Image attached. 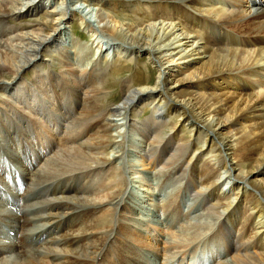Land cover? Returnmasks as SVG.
<instances>
[{"label": "bare ground", "instance_id": "obj_1", "mask_svg": "<svg viewBox=\"0 0 264 264\" xmlns=\"http://www.w3.org/2000/svg\"><path fill=\"white\" fill-rule=\"evenodd\" d=\"M48 1L0 0V264H150L142 257L149 250L139 253L130 239H156L149 226L158 222L143 233L122 227L112 242L116 223L143 224L148 213L140 216L141 202L123 205V189L138 182L126 175L129 132L142 137L140 158L174 171L220 218L210 238L225 254L214 259L211 248L206 263L225 256L223 264H264V0H85L96 5V23L85 15L82 24L102 40L84 60L71 56L80 41L68 32L77 16L69 1ZM141 58L156 68L154 84L126 76L120 101L111 99L109 75ZM230 84V96L246 103L225 96ZM32 158L40 159L30 171ZM51 180L80 186L76 205L97 211L90 222L76 223L72 210L68 223L50 224L38 200L28 204L27 193ZM26 207L37 208L33 216ZM170 213L180 216L181 206ZM187 214L177 221L187 242L212 229L190 222L192 231ZM179 242L155 244L168 251ZM52 247L53 259L37 252Z\"/></svg>", "mask_w": 264, "mask_h": 264}, {"label": "rangeland", "instance_id": "obj_2", "mask_svg": "<svg viewBox=\"0 0 264 264\" xmlns=\"http://www.w3.org/2000/svg\"><path fill=\"white\" fill-rule=\"evenodd\" d=\"M68 1H69V6L67 7L68 14L69 13L72 14L73 12H75L74 15H77L69 24L71 26H68V32H70L73 36H75V39L72 37L74 40H79L82 43L81 44L79 42L76 51L73 52L71 56H74L75 59L77 60H81L83 58L85 59V57L87 56V52H90V54L94 53L97 55L98 50H96L95 45L100 40H102L101 39L102 37L96 35L90 37L88 35L89 33L87 32V30L84 28V24H82L83 16L85 17V15H86V19L87 20L89 19L91 21V24L96 23L95 22L96 5L93 4V2L92 4H90L88 1L85 0H68ZM55 2H56L55 0H49L48 2H46V4L51 6L52 4H55ZM75 2H76L75 8H78L76 9L78 12L74 9ZM117 8L120 10V6H117ZM83 9L85 11H83ZM119 12L122 11L120 10ZM122 14L128 17L130 15H131L130 17H132L133 15L131 10L129 11L123 10ZM31 18H26V19H31ZM84 43L87 44L88 46H91V50H93L94 52L91 51L90 49H89L90 51H88ZM140 62L141 64L139 63L137 66H135L134 64H130V66L133 69L129 68L128 70H125L123 69V66H121V67H116L115 70L112 71V73L108 77V82H107L108 84L107 88L110 93L109 96L111 97V99H113L114 101L116 100V102L120 101L122 95L121 93L122 81L126 76L136 77L137 80L140 81V83H145L149 85L154 84L156 80V75L158 74L156 68H153V66L149 62H147L146 58H141ZM119 71L123 73L120 74ZM136 71L138 72L137 74ZM5 76L6 78L9 79L8 74H5ZM34 76L35 73L31 69H25L23 72V77L28 81H32ZM263 78L264 77H262L261 81H263ZM234 89H235L234 86L230 84L229 88L223 87L221 91L225 94V96L234 98L233 100L234 102L238 99L240 103L243 104L246 103L248 101L247 98L230 96L232 95ZM149 110L150 109L147 110L145 109L146 114H149L148 112ZM146 114H142V115H146ZM121 131L124 132L125 129H121ZM119 141H121V138H118V140H116L115 143L117 145L119 144L122 145V143ZM123 141L125 142L124 144L127 148L126 154L128 155L125 159L126 167H127L126 175L128 177H132L133 178L132 181L133 180L138 181V182L129 183L127 187L123 189L122 192L126 191V195L124 197L126 199V202H124L123 205L125 207L127 206L128 203V205L136 206L138 202H141L143 204V207H145V210H142V214L140 216L142 217L143 214H146V209L148 210V213L146 214L145 218H143V222H142L143 224H139V225L134 224L133 223V221H135L134 218L132 222L116 223L114 226V234H113L114 239L112 240V242L113 241L118 242L117 239L118 235L116 234V230H120L122 227H126V228L130 227L135 231L143 233L145 231L146 226L150 224L151 220H153L155 224L158 222L157 224L158 226L150 225L149 226L150 232L151 234L157 235L156 239L161 240L163 245H164V241H167L168 244L172 241L173 243L180 241L179 242L180 245L184 241L183 243H186L185 244L186 246L184 244H182L183 246H179V247L172 246L171 248H169L168 251H165L163 250L162 245L161 246L159 245L158 247L155 244L156 239L150 236L149 238L148 235H145L144 233L142 234L143 238H140L136 241H132L129 238L130 242L133 244L134 250L138 251L139 253L140 252L144 253L147 250H149V252L144 253V256L142 257L143 259L146 258V260H148L150 264H152V262L154 264L155 262L156 264H180L179 261L181 259H183L181 264H207L212 260L211 248L218 249L216 250L218 252H215V254L216 253L219 254L214 256V259H218L219 255L225 254L226 248L224 247V245L220 244L218 240H214L217 237H215L214 239L210 238L213 230H215V228L217 227L216 225L218 224L220 218L217 216L214 217L210 216V211L205 209L202 203V202H206L205 197H201L195 194H190L191 192H189L188 188H186L185 186L184 183L185 181L182 180L180 176H176V173L174 171L163 174L164 172L162 170L158 171L160 170V168L157 167V169H153L148 165L149 163L147 162L146 159L140 158L136 153L139 150L142 137H139L137 134H134L133 132H129L127 133ZM115 143H113V146L110 145V149L112 147H117L115 146L116 145ZM35 147H37V145ZM39 159L40 158H35V159L32 158L33 165L30 166L31 168L30 171L34 169V166ZM136 169H138L137 172ZM48 185H50V192H51L49 196L50 199L46 197V189ZM143 187L146 188L145 191L142 189ZM62 189H64L65 191L64 193L61 191ZM78 189H80V186L77 183H70L69 188L67 187L63 188V186L59 184L55 185V180L43 182L41 184H38L35 188H33L31 191L27 193L28 204H31L32 202L38 200L40 204L37 206V208L41 209L42 212L47 210L46 221L49 222L50 224L57 222L59 219H63L64 222L68 223V221L71 220V217L67 216V212H71L72 210H73L72 214L76 218L75 220L76 223L77 222L80 224L87 223L90 222L92 215L94 213H97V211H92L91 209H88L83 205H76L75 197L73 195L77 192ZM66 190H69V193ZM192 193L195 192L193 191ZM150 194L152 196H150ZM66 196H68V199H62V198H66ZM142 196H145V198H141ZM58 197H60L61 199H59ZM173 205L181 206L180 216L177 217V215L175 214L172 215L170 213V210ZM26 208H28L27 210L28 216H33L32 214L37 209L31 207H26ZM141 208L142 207L137 209V211L134 213L135 216L139 214ZM53 210L58 211L61 215V218H55L49 220L50 219L49 213H51ZM183 213L185 214L188 213L187 214L188 218H186L185 222L187 223L188 221L189 225L190 222H192L191 223L192 225H194V222H201V223L207 222L210 223L211 225L213 224L214 225L211 227L212 228L211 230L207 229L204 232L205 233L204 235L200 236L195 240L189 239V242H187L186 236L183 234V230L180 228V226H178L179 224H177V221L183 218L182 217ZM199 213L201 215L203 214L204 215L201 216ZM42 224H46V223L42 222L40 225H38L37 230L35 231L28 230V232L37 233L39 230L45 227L42 226ZM190 227L192 226L190 225ZM191 229L193 231L194 227H192ZM67 231H71V230H67ZM47 240H49L48 243H51V239H47ZM53 249H55V247L48 249H41L37 252L48 254L49 257L53 259L54 253L51 254ZM152 251L155 253H153ZM177 251H179V253H176ZM37 252H33V253H37ZM57 253L61 256H64V254H60L59 252ZM154 254H158V256H155ZM206 258H210L211 260L206 263L205 262ZM225 258L228 257L223 256L219 258V260H216L211 263L223 264L222 261L226 260Z\"/></svg>", "mask_w": 264, "mask_h": 264}]
</instances>
